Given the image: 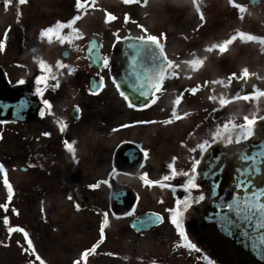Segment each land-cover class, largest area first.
I'll list each match as a JSON object with an SVG mask.
<instances>
[{"label": "flooded vegetation", "instance_id": "obj_1", "mask_svg": "<svg viewBox=\"0 0 264 264\" xmlns=\"http://www.w3.org/2000/svg\"><path fill=\"white\" fill-rule=\"evenodd\" d=\"M73 54L57 67L39 68L37 75L44 71L43 82H36L35 77L29 90L32 99L26 116L31 123L42 124L43 138L53 140V145L47 146L45 158L43 151L42 155L32 151L26 170L15 166L36 173L43 162L45 180L40 190L33 186L34 194L13 191L12 213L7 217L12 223V264H212L215 254L226 256L229 247L204 226L208 185L199 164L210 143L226 134L224 119L211 120L210 115L200 119L197 115L194 121L189 110L199 90L179 82L170 91L168 105L158 104L157 98L168 83L144 108L132 106L121 96L126 109L133 111L127 116L115 113L109 93L106 120L99 119L96 97L106 89L110 74L115 88V75L121 70L120 43L115 44L113 53L104 49L100 70L84 58L85 51L83 62L69 63ZM167 54L168 73L173 78L186 60L179 63ZM92 77L102 81L97 92L91 89ZM65 78L70 84L77 83L78 89L84 88L81 101H67V94L62 99L52 97L66 84ZM199 97L202 100L203 96ZM19 118L12 120L18 124ZM95 131L96 137L105 141V173L103 161L100 167L92 162L91 149L90 156L82 154L80 135ZM122 147L132 151L119 153ZM126 186L133 194L117 209L115 190ZM84 211L90 212L92 224L84 222ZM147 212L159 214L161 223L131 226L134 217ZM65 226L79 233L85 227L86 235L71 237ZM62 245L74 248L63 251H73L68 261L60 257Z\"/></svg>", "mask_w": 264, "mask_h": 264}, {"label": "rangeland", "instance_id": "obj_2", "mask_svg": "<svg viewBox=\"0 0 264 264\" xmlns=\"http://www.w3.org/2000/svg\"><path fill=\"white\" fill-rule=\"evenodd\" d=\"M58 22L62 23L55 25ZM69 24L70 30L74 27L70 35ZM118 29L121 30L119 34L136 37L156 34L166 44L171 57L179 63L186 60L181 63L178 76L173 75L163 92L157 95L158 104L168 105L173 85L182 83L193 91L199 90L192 102L193 109L189 110L194 121L198 119L197 115L200 119L203 115H210L211 120L224 119L226 131L238 134V128L244 123L264 114V0L257 7L248 0H136L130 5L125 0H0V68L7 73L11 85L30 90L38 68L57 67L63 59L61 51L64 48L69 47L74 53L68 59L69 63L83 62L85 42L92 35L102 38L106 53H113L115 41L122 37L113 33ZM48 31L60 36L52 39L47 36ZM234 34H238V40L231 38ZM6 35H9L8 41ZM243 37L245 41L241 39ZM31 39L42 42L35 57L26 49V43ZM220 43H225L227 50L223 48L225 51L218 53L211 45L219 46ZM62 81L66 84L52 97L62 99L67 94V101H81L84 88L78 89L77 83L70 84L68 78ZM204 82L207 83L204 85ZM106 83V89L96 97L98 118L106 120L109 93H112L116 114L132 115L131 108L126 109L116 87L113 88L111 74ZM253 89L255 93L262 90L263 96L252 99ZM199 96H203L202 100ZM219 96L225 97L220 105L211 100ZM248 109H253L257 115L254 117ZM21 119L18 124L0 119V264H12L14 259L12 223L7 218L12 213L13 191L18 189L22 195L34 194V187L40 190L45 180L43 162L36 173L16 170L15 166H27L32 151L38 155L44 152L45 158L47 146L53 145V140L43 138L41 123H31L27 116ZM80 140L83 157L90 156L91 149L92 162L100 167L103 161L105 173V141L96 137V131L89 136L80 135ZM99 195L103 201V193ZM83 219L88 225L92 224L90 212L84 211ZM69 229L71 237L81 235L84 238L86 235L85 227L81 233L78 229ZM69 247H60V257L67 261L74 256L73 251L63 253ZM70 248L74 249L73 246Z\"/></svg>", "mask_w": 264, "mask_h": 264}, {"label": "water", "instance_id": "obj_3", "mask_svg": "<svg viewBox=\"0 0 264 264\" xmlns=\"http://www.w3.org/2000/svg\"><path fill=\"white\" fill-rule=\"evenodd\" d=\"M253 4L261 0H250ZM102 43L99 38L87 42V58L102 67ZM26 48L36 54L40 41L30 40ZM121 71L117 88L137 107L146 105L161 88L168 60L161 44L153 39L126 37L121 45ZM69 50L62 56L68 58ZM101 81L92 79L91 89L98 91ZM32 99L10 86L0 69V117L20 116ZM253 135L238 143L223 146L212 143L199 162L203 182L208 184L209 208L204 213V226L223 241L230 252L215 259L221 264H264V117L252 123ZM131 148L122 147L120 152ZM204 164V166H203ZM205 167V168H204ZM129 188L115 190V207L132 194ZM157 214L148 212L132 220L133 227L159 224ZM213 255V251L211 253Z\"/></svg>", "mask_w": 264, "mask_h": 264}, {"label": "trees", "instance_id": "obj_4", "mask_svg": "<svg viewBox=\"0 0 264 264\" xmlns=\"http://www.w3.org/2000/svg\"><path fill=\"white\" fill-rule=\"evenodd\" d=\"M258 88H260V87H258ZM229 92V91H228ZM256 92V90L255 89H253V93H254V95L252 96V99H254V100H258V99H260V97L261 96H263L262 95V90L259 92V93H255ZM260 101H262V100H260ZM248 110H250V109H248ZM252 111V113H253V116L255 117L257 114H256V111H254L253 109H251L250 110V112ZM262 115H264V114H262ZM261 116V115H260ZM260 116H258V117H260ZM256 118V117H255ZM249 130H250V122L249 123H244L241 127H239L238 128V140H241L242 138H244L246 135H248L249 134Z\"/></svg>", "mask_w": 264, "mask_h": 264}]
</instances>
